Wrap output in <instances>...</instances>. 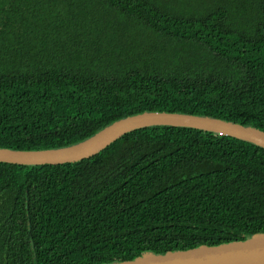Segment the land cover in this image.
I'll return each mask as SVG.
<instances>
[{"label":"trees","instance_id":"16d2710c","mask_svg":"<svg viewBox=\"0 0 264 264\" xmlns=\"http://www.w3.org/2000/svg\"><path fill=\"white\" fill-rule=\"evenodd\" d=\"M6 35L2 148L69 146L146 111L264 131V0H0ZM260 232L264 149L232 137L156 126L77 163L0 162V264H111Z\"/></svg>","mask_w":264,"mask_h":264},{"label":"water","instance_id":"95a60500","mask_svg":"<svg viewBox=\"0 0 264 264\" xmlns=\"http://www.w3.org/2000/svg\"><path fill=\"white\" fill-rule=\"evenodd\" d=\"M201 130L215 136L232 137L264 149V131L251 125L209 115L146 111L119 119L93 136L60 148L18 150L0 147V162L21 166H57L90 159L123 136L149 127ZM111 264H264V232L248 239L219 245H200L164 253L147 252L132 260Z\"/></svg>","mask_w":264,"mask_h":264},{"label":"flooded vegetation","instance_id":"af4514ba","mask_svg":"<svg viewBox=\"0 0 264 264\" xmlns=\"http://www.w3.org/2000/svg\"><path fill=\"white\" fill-rule=\"evenodd\" d=\"M16 37H17V35H16ZM10 38H11L10 35H6L5 37L4 36H1L0 37V44H3L4 47H9V48H10L11 43L13 45H18L19 39H10ZM32 40L34 42V38H32ZM4 47H2V48H4Z\"/></svg>","mask_w":264,"mask_h":264}]
</instances>
